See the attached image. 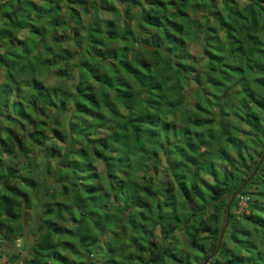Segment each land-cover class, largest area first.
I'll use <instances>...</instances> for the list:
<instances>
[{"label": "trees", "instance_id": "obj_1", "mask_svg": "<svg viewBox=\"0 0 264 264\" xmlns=\"http://www.w3.org/2000/svg\"><path fill=\"white\" fill-rule=\"evenodd\" d=\"M263 139L264 0H0V246L37 208L22 264H203ZM209 264H264V163Z\"/></svg>", "mask_w": 264, "mask_h": 264}, {"label": "rangeland", "instance_id": "obj_2", "mask_svg": "<svg viewBox=\"0 0 264 264\" xmlns=\"http://www.w3.org/2000/svg\"><path fill=\"white\" fill-rule=\"evenodd\" d=\"M195 43V42H194ZM194 43H190V50L195 53L198 54L199 57L201 58L202 56V48L200 46V44H195ZM198 57V59H199ZM255 139L257 141V138L255 136H251L249 137ZM261 147L257 148V150L252 149L253 152L255 151L256 153H259V151H263L264 150V139L263 141L260 143ZM255 157H257V154H255ZM260 160V158H259ZM101 166H99L100 168ZM222 167V166H219ZM262 167V166H261ZM102 169V167L100 168ZM243 199H247L248 197H243L241 199V201H243ZM246 206V205H245ZM245 206H243L245 208ZM244 208H242L244 210ZM37 208L34 207L33 211L31 212L30 215L26 216L25 218V225H26V237L23 239H20L18 241H16V243H8V242H4V244H2L0 246V264H22V262L26 261L30 256L31 253V248H32V244L34 242V231H35V227H36V216H37ZM241 209V210H242ZM248 211V210H247ZM226 221V219H225ZM224 221V222H225ZM225 223L222 224V226H224ZM127 233H129V230H126ZM109 234L104 235L101 237L100 239V249H99V253L98 255L95 256L96 261L100 262V260L102 259V255L105 252V247L107 245L110 244V242L112 240H114V238H116V232H108ZM137 253L141 254V250H137ZM209 264V263H208Z\"/></svg>", "mask_w": 264, "mask_h": 264}, {"label": "water", "instance_id": "obj_3", "mask_svg": "<svg viewBox=\"0 0 264 264\" xmlns=\"http://www.w3.org/2000/svg\"><path fill=\"white\" fill-rule=\"evenodd\" d=\"M263 163H264V152H263V154H262V156H261V158H260L255 170L253 171V173L249 177V179L231 197L230 202L227 205L226 221H225V224H224V226L222 228V231L220 233V236H219V239H218V244H217L215 250L213 251V253L208 258V260H206L203 264H208L210 262V260H212L217 255V253L219 252V250H220V248L222 246V243H223V239H224L225 233H226V231L228 229V226H229L232 206H233L234 202L236 201V199L240 196L242 191L246 188V186L253 180V178L258 173V171L261 168Z\"/></svg>", "mask_w": 264, "mask_h": 264}, {"label": "built area", "instance_id": "obj_4", "mask_svg": "<svg viewBox=\"0 0 264 264\" xmlns=\"http://www.w3.org/2000/svg\"><path fill=\"white\" fill-rule=\"evenodd\" d=\"M247 203V199H243V201L240 202L241 206H245Z\"/></svg>", "mask_w": 264, "mask_h": 264}]
</instances>
